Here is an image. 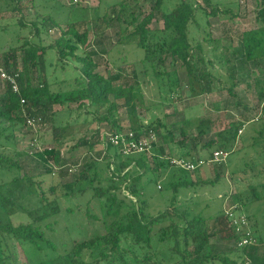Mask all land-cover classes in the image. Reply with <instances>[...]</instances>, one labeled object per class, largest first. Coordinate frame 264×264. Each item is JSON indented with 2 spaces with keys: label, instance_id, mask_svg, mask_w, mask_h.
Returning <instances> with one entry per match:
<instances>
[{
  "label": "trees",
  "instance_id": "16d2710c",
  "mask_svg": "<svg viewBox=\"0 0 264 264\" xmlns=\"http://www.w3.org/2000/svg\"><path fill=\"white\" fill-rule=\"evenodd\" d=\"M11 1L14 4L11 10L20 13L34 10L37 2V0ZM141 1L136 0L129 10L128 26H134V31L126 36H120L118 43L124 44L123 42L132 40L135 47L143 51L141 59L143 73L149 81L152 78L167 82L170 95H174V88L170 85V74L165 69L169 59L172 66L181 63L185 68L191 97L212 92L210 81L213 77L208 73L206 64L200 57L201 45L193 46L190 42L189 25H197L198 11L206 17L207 25L210 24V18L233 13L230 10L219 11L211 0H203V5L195 1L179 0L169 11L163 10L165 0H148L154 6L146 14L140 6ZM260 3L258 17L262 26L244 32L239 38L243 64H253L251 70L258 72L257 77L247 84V88L254 92L258 100L260 109L258 121L262 122L264 121V77L262 76L264 74V0H260ZM113 8L116 9V17L112 15L107 18L105 15L104 21L122 20L121 14L128 12V0H119ZM155 12L161 14L164 26L162 31L158 32L159 35L150 29ZM48 20L61 32L60 37L52 44L42 46L28 40L22 46L10 48L0 55V65L7 72L18 74L19 85V93H14L8 85L3 86L0 82V139L5 144L14 143L16 129L26 127L27 118L40 120L42 125L51 124L53 148L37 152L35 156L47 166L45 173L54 175V166H64L61 152L56 148L65 143L67 139L65 133L68 130V126L57 124V111L54 108L61 106L64 110H68L71 105L76 104L78 110L85 111L86 115L92 117L98 125H110L114 133L122 131L116 114L123 108L129 117L131 131L146 135L153 132L158 142L153 145L151 154L129 157H124L108 144L103 158L107 160L106 167L110 173V177L106 179H101L98 172L97 159L102 153H97V159H87L90 162L86 160L83 163L81 171L77 174V180L92 183V199L101 205V218L89 211V201L84 212L79 210L81 207L73 203L78 196L85 195L91 191L90 189L76 192L71 184L66 185L67 192L63 197L65 200L69 198L73 200L63 209L60 198L56 196L55 185L49 190L51 196L55 198L50 199L42 183L37 182L35 176L23 172V163L19 161L18 154L12 156L1 152L0 167L18 173L9 182L0 184L1 205L7 216L11 217L19 213L25 215L28 221L18 226L11 223L0 225V264H23L21 253L25 256V264H264V256L259 255L258 252L264 239L261 238L263 235L254 214L244 213L246 223L237 230L233 225L232 217L224 211L217 212L207 219L202 215L190 217L186 206L179 204L178 197L181 190L203 184L216 185L221 176L219 173L214 181L193 183L189 172L171 164V160L174 159V148L169 145V150L166 152L164 146L174 143V131L177 130V126H169L159 119L148 124L143 123L137 111L139 106H142L138 101V91L143 83L128 79L119 83L122 79L119 75L104 77L97 72L98 55L88 50L90 48L88 32L80 31L76 28V24L69 20L63 24L52 17ZM20 24L25 26L22 22ZM61 25H65L66 28H62ZM31 26L35 29L34 34L39 36V24L33 22ZM205 41L211 42L212 39L209 36ZM49 52L55 53L58 60L56 68L64 72L71 63H77V66L74 64L72 90L60 89L54 92L52 89L53 85H64L71 82V79L68 77L59 82H50L47 70V64L50 62L46 60ZM198 65H202L204 69H199ZM133 74L137 78L135 69ZM40 75L43 76V80ZM146 78L142 77V80ZM233 91L234 87L229 89L230 95L235 96ZM119 102L122 104L120 105ZM196 124L200 129L191 140L193 150L200 148L198 155L199 151L215 147V150L227 151L229 158L230 154L237 150L242 124L231 125L230 130L218 133L215 140L209 141L202 147L201 138L209 134L207 128L211 129L212 122L200 119ZM192 125L189 118L180 123L178 128L182 138L178 142L180 149H185ZM262 137L260 132L257 140ZM94 138L96 141L91 142V139L84 137L77 146H89L91 150L97 144L103 143L99 131L94 132L92 139ZM191 153L185 150L179 158L192 159ZM212 154L208 158H211ZM50 162L54 166H50ZM58 172L63 178L72 172V168L62 167ZM147 175L159 179L167 178L165 186L161 184L159 191L168 190L172 193V197L167 198V207L158 215H151L148 212V202L144 198ZM151 180L152 178H149L147 182ZM154 180L158 182L157 179ZM96 183L98 185L95 186ZM123 186L136 202L128 200V197L120 198L118 192H122ZM260 201H264V182L251 186L247 193L231 195L230 207L235 208L241 216L247 207ZM80 214L91 224L96 221L101 222L103 232L98 230L92 236L79 240L76 235H72V231L75 230L70 231L64 225L67 238L54 236L58 232L57 227L62 217L64 219L69 217L66 221L71 223ZM88 227L89 225H84L76 227V230L87 233ZM51 235L54 236L53 239ZM87 253L91 261L86 259Z\"/></svg>",
  "mask_w": 264,
  "mask_h": 264
},
{
  "label": "rangeland",
  "instance_id": "374dc122",
  "mask_svg": "<svg viewBox=\"0 0 264 264\" xmlns=\"http://www.w3.org/2000/svg\"><path fill=\"white\" fill-rule=\"evenodd\" d=\"M119 0H37L36 7L33 10L12 11L14 4L11 0H0V55L2 52L22 46L30 40L42 46L52 44L60 37V30L52 26L49 18L63 24L66 20L76 24V28L80 31H87L89 34V44L93 54L98 55L96 60L99 62L97 72L108 77L110 75H119V83L125 80L143 83L138 91V101L142 106L138 108V114L144 124L151 123L156 119L163 120L167 125H176L177 130L174 131V143L165 145L164 148L168 152L169 145L174 148V159H178L183 151H191V158H208L214 151L215 147L207 148L203 151L193 150L192 137H195L199 129L196 122L200 119L210 120L212 122L211 129L207 128L209 134L203 135L201 138V147L211 140L216 139V135L223 131L230 130L231 125L242 124L243 130L240 140L237 143V150L230 154L228 160L220 164H210L200 168L190 174L191 181L208 182L214 181L220 173V180L216 185L206 184L190 187L180 191L178 197L179 204L185 205L190 217L202 215L204 218H210L217 212L224 211L229 216L232 214L233 225H238L244 221L245 215L254 214L259 222V228L264 239V201L254 203L244 210L241 216L235 208L230 207V196L235 193H247L251 186H257L264 182V121H258L260 109L258 100L254 92L247 88V84L251 83L257 77V71L253 69V64H243L242 45L240 35L244 32L257 29L262 26L259 20L261 8L260 0H211L219 11L230 10L233 14L221 15L207 19L200 11L197 13V25H189V38L193 46L201 45L203 58L208 73L212 75L211 87L212 92L206 95L191 97L189 93V83L185 68L181 63L171 65V59L166 62L165 69L170 74V85L174 88V95H170L168 83L163 80L149 78L143 73V65L141 59L143 51L135 47L132 40L119 44L120 36H126L134 31V26H128L129 10L135 4L136 0H128V12H123L122 20H113L106 22L107 18L112 15L116 17V9L113 5ZM195 1L203 5V0ZM179 0H165L164 11L171 10ZM140 6L144 13L148 14L154 4L150 1L142 0ZM205 6V5H204ZM235 16L234 18H232ZM24 23L22 26L20 23ZM33 22L39 24L40 35H36L35 29L31 26ZM66 28L65 25H61ZM161 14L154 13V20L150 25L152 32L159 35L158 32L163 29ZM128 29V30H126ZM212 39L211 42L205 41L207 38ZM47 70L50 82H59L64 78L71 79L64 85H53L54 92L57 90L69 91L73 89L74 82V66L70 64L64 72L60 68H56L58 60L55 53L49 52L47 55ZM211 63V64H210ZM245 63V62H244ZM49 64H51L49 66ZM77 66V65H76ZM199 69H204L202 65H198ZM137 73L134 77L133 70ZM41 76V75H40ZM264 77V74H262ZM146 78L145 80H142ZM41 76V80H43ZM165 83V84H164ZM164 84V86H162ZM234 87L233 93L230 95L229 89ZM199 91V90H197ZM162 103H165L163 105ZM121 105L122 102H119ZM57 111V124L68 126L65 133L67 139L65 143L56 149L61 152L62 165L56 167L52 162L50 166H54V175L45 173V166L35 156L37 152L45 149L53 148V135L51 124H43L36 127V130L29 131L26 127L16 129V137L14 143H4L0 139V153L15 156L18 154L19 161L23 163V172L30 176H35L37 182L42 183V187L50 199L55 198L50 194L51 186H56V196L60 198V205L63 209L67 208L73 199H64L67 192L66 185L71 184L74 191L81 189H90L85 195L78 196L75 199V206L81 207L79 210L86 211L88 208L93 214L99 218L102 217L101 205L98 201L92 199L93 187L89 181L77 180V174L82 169L86 160H95L97 153H103L104 145L97 144L93 149L89 146H77L81 139L86 137L88 140L96 141L94 132L99 131L100 134L112 132L111 126L108 124L98 125L92 117L86 115L85 111L77 109V105H71L68 110H64L61 106H55ZM122 132L130 130L131 123L125 109L121 108L117 114ZM189 118L193 125L189 129V140L187 139L185 149L178 147L181 141L178 131L179 125L184 119ZM37 132V133H36ZM262 132V138L257 140L259 133ZM37 138V142L34 139ZM102 139V136H101ZM257 142V144H255ZM37 145V147L34 146ZM104 156L98 158V172L101 179L109 178L110 173L107 169V160ZM87 162H90L88 161ZM76 167H75V165ZM72 168L69 175L61 178L59 170L61 168ZM78 169L76 172L75 169ZM112 170V169H111ZM17 172L0 167V184L9 182L17 176ZM89 177V175L87 176ZM149 178L151 181L147 182ZM154 179H157L156 182ZM167 178L159 179L155 176H146V184L144 198L148 202V212L151 215H158L167 207V198L172 197V193L168 190L159 191V187L165 186ZM104 181V180H102ZM105 183V182H104ZM107 183V182H106ZM105 183V184H106ZM159 183V184H158ZM98 183L95 184V186ZM118 192L120 198L128 197V200L136 199L131 197L125 190L124 186ZM91 201V202H90ZM81 216V217H80ZM69 222V217H62L57 227V234L54 236L67 238L64 232L66 229L72 231V235H76L77 239L90 237L95 231L101 230L103 227L101 222L90 223L82 215ZM231 217V216H230ZM28 218L23 214H15L7 216L0 202V225L11 223L18 226L26 223ZM68 223L70 225H68ZM232 224V223H231ZM89 225L87 233H80L76 227ZM54 236H50L52 239ZM259 255L264 256V243L259 246ZM86 259L91 261V257L86 255ZM21 261L26 263L25 256L21 253Z\"/></svg>",
  "mask_w": 264,
  "mask_h": 264
},
{
  "label": "built area",
  "instance_id": "2783aa9c",
  "mask_svg": "<svg viewBox=\"0 0 264 264\" xmlns=\"http://www.w3.org/2000/svg\"><path fill=\"white\" fill-rule=\"evenodd\" d=\"M0 82L3 86H9L14 93H19V85H18V74L17 73H9L5 70V68L0 65ZM24 103V101H22ZM41 126L40 120H36L33 118L26 119V128L29 131L36 130L37 126ZM37 131V130H36ZM243 130L239 131V134L242 133ZM37 133V132H36ZM104 149H107L108 144L112 145L115 149L119 151L124 157L140 155V154H151L153 150V145L158 142L157 136L153 132H149L146 134H136L135 132L129 130L126 132H107L101 134ZM36 138V137H35ZM37 142V138L34 139ZM37 147L36 144H34ZM229 154L227 151L215 150L211 156V158H197V159H172L171 164L174 167L185 170L189 173H193L194 171L203 168L206 165L210 164H221L226 161ZM76 171V169H75ZM160 188V187H159ZM232 217V214H230ZM234 223V221H233ZM246 223V219L242 223L235 225L237 230Z\"/></svg>",
  "mask_w": 264,
  "mask_h": 264
},
{
  "label": "crops",
  "instance_id": "0c3cea01",
  "mask_svg": "<svg viewBox=\"0 0 264 264\" xmlns=\"http://www.w3.org/2000/svg\"><path fill=\"white\" fill-rule=\"evenodd\" d=\"M101 144H102V143H101ZM106 150H107V149H104V150H103V153H102V154H103V156H105V155H106ZM165 150H166V149H165ZM166 152H167V151H166ZM101 156H102V155H101ZM179 156H180V155H178V157H179ZM174 158H175V157H174Z\"/></svg>",
  "mask_w": 264,
  "mask_h": 264
}]
</instances>
